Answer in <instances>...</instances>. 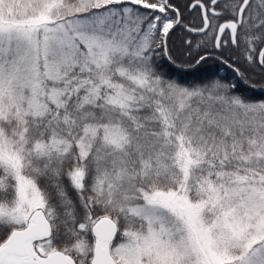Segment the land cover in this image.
I'll return each instance as SVG.
<instances>
[{"label":"snow or ice","instance_id":"snow-or-ice-1","mask_svg":"<svg viewBox=\"0 0 264 264\" xmlns=\"http://www.w3.org/2000/svg\"><path fill=\"white\" fill-rule=\"evenodd\" d=\"M0 264H264V0H0Z\"/></svg>","mask_w":264,"mask_h":264},{"label":"trees","instance_id":"trees-1","mask_svg":"<svg viewBox=\"0 0 264 264\" xmlns=\"http://www.w3.org/2000/svg\"><path fill=\"white\" fill-rule=\"evenodd\" d=\"M192 19L193 18H191L190 16L188 17V20H192ZM184 36H185V33L182 31V29L178 28L176 32L171 36L170 44H172L176 48H180L182 44V39L184 38ZM209 65L212 67L213 70L219 67V65L215 64L213 61H210ZM220 75L227 76V75H230V73L225 71V72H221Z\"/></svg>","mask_w":264,"mask_h":264},{"label":"bare ground","instance_id":"bare-ground-1","mask_svg":"<svg viewBox=\"0 0 264 264\" xmlns=\"http://www.w3.org/2000/svg\"><path fill=\"white\" fill-rule=\"evenodd\" d=\"M191 17V16H190ZM191 18H193V17H191Z\"/></svg>","mask_w":264,"mask_h":264}]
</instances>
